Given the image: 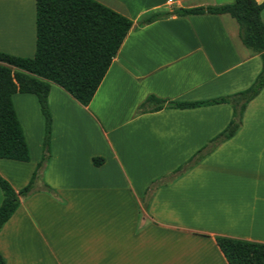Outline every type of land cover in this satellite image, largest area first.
I'll return each mask as SVG.
<instances>
[{"label":"crops","instance_id":"1","mask_svg":"<svg viewBox=\"0 0 264 264\" xmlns=\"http://www.w3.org/2000/svg\"><path fill=\"white\" fill-rule=\"evenodd\" d=\"M96 1L127 17L130 28L86 106L47 81L42 177L57 198L34 192L20 200L0 228L5 264H227L213 235L264 243V85L231 138L158 187L146 211L140 205L147 183L218 134L231 107L137 113L139 104L149 94L197 101L244 89L260 60L226 13L138 19L232 0ZM34 39V0H0V51L32 57ZM10 99L28 159L0 158V175L18 190L40 160L44 120L34 94Z\"/></svg>","mask_w":264,"mask_h":264},{"label":"trees","instance_id":"2","mask_svg":"<svg viewBox=\"0 0 264 264\" xmlns=\"http://www.w3.org/2000/svg\"><path fill=\"white\" fill-rule=\"evenodd\" d=\"M263 7L264 0H232L220 5L149 13L138 19L141 25L169 15L226 13L235 20L242 45L257 54L260 60L259 71L244 89L197 101L166 100L149 94L139 104L137 113L216 103H226L231 107V117L218 134L173 170L148 182L141 196L144 211L155 189L176 180L239 129L246 104L264 85V24L260 19ZM130 25L131 21L127 17L96 0H34L33 56L22 57L0 51V158L17 161L28 159L27 147L10 99L12 93L34 94L44 120L41 157L27 183L14 190L0 175V228L20 200L30 194L45 192L57 198L55 191L42 177L49 157L51 127L47 81L56 84L79 104L86 106ZM213 239L227 264H264L262 242L218 234L213 235ZM0 264H5L1 254Z\"/></svg>","mask_w":264,"mask_h":264},{"label":"rangeland","instance_id":"3","mask_svg":"<svg viewBox=\"0 0 264 264\" xmlns=\"http://www.w3.org/2000/svg\"><path fill=\"white\" fill-rule=\"evenodd\" d=\"M154 179V178H153ZM148 184V183H147ZM156 190V189H155ZM154 193V192H153ZM153 195V194H152ZM152 195H151V197H152ZM150 200H151V198H150ZM150 200H149V202H150ZM148 202V203H149ZM140 205H141V207H142V202H141V197H140ZM148 206V205H147Z\"/></svg>","mask_w":264,"mask_h":264},{"label":"built area","instance_id":"4","mask_svg":"<svg viewBox=\"0 0 264 264\" xmlns=\"http://www.w3.org/2000/svg\"><path fill=\"white\" fill-rule=\"evenodd\" d=\"M168 2H170L171 0H167Z\"/></svg>","mask_w":264,"mask_h":264}]
</instances>
